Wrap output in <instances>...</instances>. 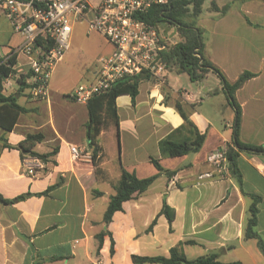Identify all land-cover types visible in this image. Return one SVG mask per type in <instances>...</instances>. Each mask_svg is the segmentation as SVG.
<instances>
[{"label":"crops","instance_id":"0c3cea01","mask_svg":"<svg viewBox=\"0 0 264 264\" xmlns=\"http://www.w3.org/2000/svg\"><path fill=\"white\" fill-rule=\"evenodd\" d=\"M210 1L196 19L202 29L203 53L231 83L245 71L254 74L235 91L241 107L240 139L264 146V0H214L220 7L229 5L226 13L212 10ZM168 27L166 32L161 29L171 40L183 39L175 26L168 23ZM21 42L22 36L0 8V58ZM24 62L21 57L18 64ZM95 72L96 68L91 79ZM177 101L206 139L195 153L164 157L159 141L184 121ZM18 102L28 111L13 130L0 127V194L6 199L28 195L13 203L0 201V264H137L132 255L169 257L179 244L190 260L217 253L223 262L264 264L257 239L246 238L244 232L252 198L242 193L229 173L200 177L212 170L208 154L234 138L236 109L215 72L192 80L171 63L164 84L143 80L134 102L129 94L118 96V125L102 129L96 164L71 160V143L88 147L85 103H81L86 107L83 117L75 118L66 113L69 102L64 93L51 90L47 102L23 90ZM44 103L49 112L45 108L37 112V105ZM30 132L44 135L35 151L56 152L46 160L24 154L18 145ZM33 158L44 167H35V174H29L24 163ZM152 158L165 168L180 169L172 178L159 174L105 223L103 216L121 167L148 177L159 173ZM237 162L244 191L260 196L257 231L264 238V153L240 151ZM165 197L175 210L172 222L160 214Z\"/></svg>","mask_w":264,"mask_h":264},{"label":"built area","instance_id":"2783aa9c","mask_svg":"<svg viewBox=\"0 0 264 264\" xmlns=\"http://www.w3.org/2000/svg\"><path fill=\"white\" fill-rule=\"evenodd\" d=\"M171 0H0L13 30L22 36V42L0 58L1 67L10 69L2 77L7 92L21 86L30 97L51 101L50 80L72 43V35L78 22H84L87 30L100 33L113 50L99 58L94 79L77 85L71 96L80 103H88L94 96L108 91L122 77L148 73L158 84L166 82L168 63L162 52L178 41L165 35L159 23L146 21L143 16L154 6H164ZM21 57L25 62L18 64ZM15 58V63L10 59ZM228 142L211 151L207 162L211 171L201 178L224 176L228 173ZM71 160L92 161V149L70 144ZM25 160L29 174L35 167H44L39 158Z\"/></svg>","mask_w":264,"mask_h":264},{"label":"trees","instance_id":"16d2710c","mask_svg":"<svg viewBox=\"0 0 264 264\" xmlns=\"http://www.w3.org/2000/svg\"><path fill=\"white\" fill-rule=\"evenodd\" d=\"M207 1L209 0H171L167 5L152 7L149 13L143 16V18L155 24L168 22L175 26L177 31L183 36L182 40L176 42L162 52V57L168 64H177L179 70L187 72L192 80H201L212 71L225 83L228 100L236 109L234 138L229 143L227 152L228 173L237 179L242 193L252 198V203L249 207V216L244 229L245 237L256 238L264 254V238L257 231L258 202L260 201V196L244 191L242 186V174L238 168L237 162L240 151L264 153L263 145L246 143L240 139L241 107L236 101L235 91L254 74L245 71L235 82L231 83L227 80L223 71L204 55L202 29L196 24V19L203 12V7ZM210 8L220 11L221 13H226L229 5L226 4L220 7L214 0H211ZM15 62V58L10 59V63L14 64ZM9 71V68L5 66L1 67L0 127L8 131L13 130L18 123L20 115L28 111L25 106L18 102V96L23 89H25L24 79L20 80L21 86H19L15 92L8 93L3 89L2 77L7 75ZM146 79H152V77L144 72L133 76L122 77L117 80L108 91L94 96L86 103L89 116L86 123V142L88 147L92 149L93 163L96 164L98 161V152L101 150L98 137L104 124L111 117L114 123L118 125L117 97L122 94H129L134 102L139 92L140 83ZM176 108L184 121L180 126L159 141L161 155L164 157L195 153L200 150L206 139V134L198 130L180 101L176 102ZM43 138L44 135L41 132H30L27 134L26 139L19 143L18 147L24 154L28 153L46 160L56 152V149L46 153L35 151L33 148L36 143ZM152 162L158 168L159 173L143 178L121 167V176L117 183L114 184L115 193L111 195L103 216V221L105 223H109L112 220L113 214L117 210L123 209V203L125 201L130 200L136 194L144 192L155 181L159 174L164 173L167 177L172 178L180 169L165 168L156 158H152ZM216 176L218 175H214V177ZM58 184L59 183L49 187L46 193ZM27 195L28 194H22L13 199H6L0 194V201L2 203H13L25 198ZM160 214H164L169 222H172L175 217V210L167 203L166 197L164 198ZM156 222L157 218L152 221L149 230L154 227ZM98 238L101 243L102 233L98 234ZM112 251H114L113 248ZM132 258L137 264H243L240 261L223 262L218 259L217 253L201 255L196 259L190 260L183 252L181 244L172 247L169 257L132 255Z\"/></svg>","mask_w":264,"mask_h":264},{"label":"rangeland","instance_id":"374dc122","mask_svg":"<svg viewBox=\"0 0 264 264\" xmlns=\"http://www.w3.org/2000/svg\"><path fill=\"white\" fill-rule=\"evenodd\" d=\"M91 1L94 3L96 2V0ZM159 25L162 29L170 28L167 22H161ZM111 48L112 45L100 33L94 30L88 31L84 22L80 21L76 24L70 49L58 63L50 80L51 90L60 94L64 93V98L69 102L65 109L66 113L75 115V118L83 117L86 107L84 104L73 99L71 93L77 85L91 79L92 71L99 66V58L109 54ZM183 84L184 81H180V85L182 86ZM23 90L26 92L25 89ZM42 105H44V107H42ZM43 108L47 110V113L49 112L45 103L37 105L36 110L41 113ZM37 119L41 120V118ZM64 119L65 123H67L68 119ZM76 123L77 121L75 120L72 122V125ZM111 123H114V120L110 117L103 128Z\"/></svg>","mask_w":264,"mask_h":264}]
</instances>
